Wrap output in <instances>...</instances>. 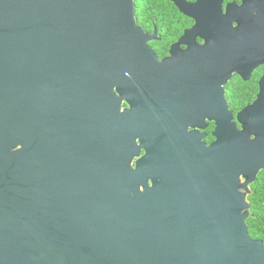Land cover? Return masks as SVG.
<instances>
[{
  "label": "water",
  "instance_id": "95a60500",
  "mask_svg": "<svg viewBox=\"0 0 264 264\" xmlns=\"http://www.w3.org/2000/svg\"><path fill=\"white\" fill-rule=\"evenodd\" d=\"M148 38L136 0H0V240L46 230L47 212L45 264H264L247 222L263 98L237 121L224 107L211 144L133 168L117 92L150 82Z\"/></svg>",
  "mask_w": 264,
  "mask_h": 264
},
{
  "label": "flooded vegetation",
  "instance_id": "af4514ba",
  "mask_svg": "<svg viewBox=\"0 0 264 264\" xmlns=\"http://www.w3.org/2000/svg\"><path fill=\"white\" fill-rule=\"evenodd\" d=\"M149 4L136 0V17L150 35L146 42L154 57L153 76L145 85L135 78L130 87L125 79V87L117 92L123 137L139 146L133 168L139 160V166L144 163L149 149L160 155L181 152L188 142L211 144L224 107L237 121L240 110L264 101V0ZM219 57L230 61L221 62ZM241 59L247 61L245 70H239ZM146 124L151 125L149 130ZM150 135L152 146L147 142ZM263 173L251 184L249 200ZM47 214L46 230L32 237L25 231L12 232L0 240L6 250L0 264H45L43 259L53 249L57 252L56 216L52 232Z\"/></svg>",
  "mask_w": 264,
  "mask_h": 264
},
{
  "label": "trees",
  "instance_id": "16d2710c",
  "mask_svg": "<svg viewBox=\"0 0 264 264\" xmlns=\"http://www.w3.org/2000/svg\"><path fill=\"white\" fill-rule=\"evenodd\" d=\"M151 5L152 0H148ZM254 194L251 196V212L248 218L249 232L252 238L264 241V173L253 185Z\"/></svg>",
  "mask_w": 264,
  "mask_h": 264
}]
</instances>
